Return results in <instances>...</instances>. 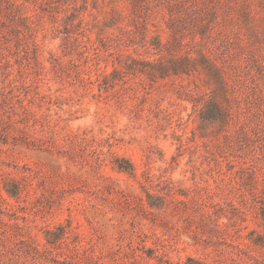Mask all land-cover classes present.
Masks as SVG:
<instances>
[{
    "label": "rangeland",
    "instance_id": "374dc122",
    "mask_svg": "<svg viewBox=\"0 0 264 264\" xmlns=\"http://www.w3.org/2000/svg\"><path fill=\"white\" fill-rule=\"evenodd\" d=\"M0 264H264V0H0Z\"/></svg>",
    "mask_w": 264,
    "mask_h": 264
}]
</instances>
